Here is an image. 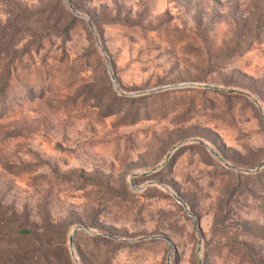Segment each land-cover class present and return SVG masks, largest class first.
Instances as JSON below:
<instances>
[{"label":"rangeland","instance_id":"rangeland-1","mask_svg":"<svg viewBox=\"0 0 264 264\" xmlns=\"http://www.w3.org/2000/svg\"><path fill=\"white\" fill-rule=\"evenodd\" d=\"M67 1L108 61L0 0V264H74L75 227L78 264H264V0Z\"/></svg>","mask_w":264,"mask_h":264},{"label":"water","instance_id":"water-1","mask_svg":"<svg viewBox=\"0 0 264 264\" xmlns=\"http://www.w3.org/2000/svg\"><path fill=\"white\" fill-rule=\"evenodd\" d=\"M65 3H66V5H67V7H68V8H69V9H70V10H71L76 16L85 19V21L87 22L88 26L90 27V29H91V31H92V33H93L95 39H96V43H97L98 48L100 49L101 54L103 55L104 59H105L106 61H108V59H107L105 53H104V52L102 51V49L100 48V45H99L98 40H97V38H96V36H95V34H94V32H93V29H92V26H91L90 21H89L87 18H84V17H82L81 15L77 14L76 11L74 10V8L69 4V2H68L67 0H65ZM193 87H195V86H193ZM200 88H203V89H209V87H206V86H203V87H200ZM183 145H184V144H181V145L177 146V147L172 151L171 154L175 153V151L178 150L179 148H181ZM171 154H169V155L167 156L166 161H168V159L170 158ZM166 161H165V162H166ZM165 162H164V163H165ZM263 166H264V161H263L262 164L258 167L257 170L261 169ZM161 167H162V165H161V166H158V167L153 171V173L158 172V171L161 169ZM257 170H255V171H243V170H237V171H239V172H241V173H245V174H251V173H255ZM160 187H161L162 189L166 190L167 192H169V193L171 194L172 198L177 202V204L180 205L181 207H183V209H184V210H185L190 216H192V214L190 213V211H189V209L187 208L186 204H185V203H184V202H183V201H182V200H181V199H180L175 193H173L169 188H167V187H165V186H160ZM78 231H85V232L88 233V234H91V233H92L90 229L85 228V227H75V228L72 230L71 236L69 237V248H70V255H71L72 259H73L74 264H78V261H77V259L75 258V254H74V251H73V245H74V240H75V234H76ZM112 239H113L114 241H116V242H121V241H119V240L116 239V238H112ZM162 240L165 241L166 243L170 244L169 241H168L167 239H162ZM167 264H170V255L168 256Z\"/></svg>","mask_w":264,"mask_h":264},{"label":"trees","instance_id":"trees-1","mask_svg":"<svg viewBox=\"0 0 264 264\" xmlns=\"http://www.w3.org/2000/svg\"><path fill=\"white\" fill-rule=\"evenodd\" d=\"M88 238L91 239V240L101 241V240H99L97 238H91V237H88Z\"/></svg>","mask_w":264,"mask_h":264}]
</instances>
